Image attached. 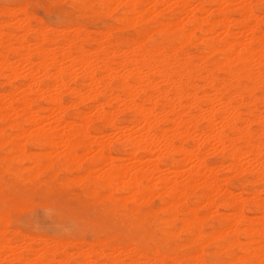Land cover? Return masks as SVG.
<instances>
[{"label":"bare ground","instance_id":"bare-ground-1","mask_svg":"<svg viewBox=\"0 0 264 264\" xmlns=\"http://www.w3.org/2000/svg\"><path fill=\"white\" fill-rule=\"evenodd\" d=\"M70 1L116 23L0 6V195L75 181L129 241L31 238L10 204L0 264H264V0Z\"/></svg>","mask_w":264,"mask_h":264},{"label":"rangeland","instance_id":"rangeland-1","mask_svg":"<svg viewBox=\"0 0 264 264\" xmlns=\"http://www.w3.org/2000/svg\"><path fill=\"white\" fill-rule=\"evenodd\" d=\"M19 1L21 0H0V6L5 4L13 6ZM51 1L53 0H28L30 3L29 10L32 13L34 12L33 14L37 17L39 16L41 20L44 19V22L50 26L63 28L70 22L79 21L82 22L88 29H92L91 31H97L104 29V27L106 28L108 25L116 23L114 15L105 16L106 14L103 15L101 13L98 15L91 14L92 16H88L87 14H90V12H86V14L83 13L82 16L80 15L82 12L80 13L77 7L74 6L70 0ZM35 8H37L38 11H36ZM262 12L264 13V7L262 8ZM76 14H79L80 16L78 15L77 17ZM49 22L52 23L50 24ZM125 29H123L121 33L123 35L125 34L124 36L126 37H130L135 33L134 29ZM117 32H120V30ZM68 100L69 98H66V101ZM129 118V114L121 115L122 120H128ZM34 151L38 152V150ZM217 160V155H212L209 158V162L211 164H216ZM59 175L60 178L70 176L65 172H61ZM43 178L46 177H40V180ZM245 179L246 178L235 180L233 184L234 188L239 191L241 187L240 185L245 181ZM74 182L75 181L69 182V187L64 185V187H62L61 184H56L57 186H55L54 190L49 189L50 191L46 185L42 183L36 186L33 190L29 191L27 195L21 196V198H12L11 194L8 195V198L0 195V209L5 210L8 205L14 204L12 214L9 217V219H11L10 224H12L11 229L19 230L22 234L31 238H47L46 240L50 242L62 240L66 241V243L70 242L71 244H74L81 239L85 240L87 243H93L96 234H100V236L104 239V237H107V233L110 232L117 233L119 236L125 238L128 234V230L123 223L116 219L117 217L114 214L109 212L112 207L111 204L95 201L84 192L83 188H80L82 187L81 184L76 183L79 185H75ZM156 201L158 202V199H155V202ZM139 231L140 230H136L137 233H139ZM211 232L212 229H209V233ZM38 236L40 238H38ZM125 240V242L128 243L129 240L127 238H125ZM153 245L154 242L152 241H148L146 244L147 248L153 247ZM211 247L212 246L208 248V251Z\"/></svg>","mask_w":264,"mask_h":264}]
</instances>
